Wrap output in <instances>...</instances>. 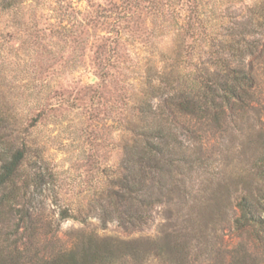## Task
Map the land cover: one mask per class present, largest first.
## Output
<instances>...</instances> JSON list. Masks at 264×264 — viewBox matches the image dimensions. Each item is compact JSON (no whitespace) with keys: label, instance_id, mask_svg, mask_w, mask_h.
<instances>
[{"label":"rangeland","instance_id":"obj_1","mask_svg":"<svg viewBox=\"0 0 264 264\" xmlns=\"http://www.w3.org/2000/svg\"><path fill=\"white\" fill-rule=\"evenodd\" d=\"M16 2L13 9L0 8V111L7 121L0 128V149H24L17 185L29 187L21 189L26 195L15 205L12 222L23 205L30 211L33 196L36 215L53 221L64 241L91 234L121 241L160 237L168 205H155L146 224L124 229L116 220L103 225L99 219L104 197L114 178L124 174L126 145L140 137L146 122L157 120L158 106L172 94L165 82L181 75L190 83L194 67L215 51L211 38L247 25L262 55L252 63L258 101L248 119L245 115L229 124L224 135L203 134L207 174L194 168L182 184L189 192L188 205L209 199L204 189L218 192L216 202H221V214L211 220L212 252L193 251L190 264H227L238 250L264 264V246L255 239L264 240V228L235 223V205L245 189L264 186V174L252 161L256 145L249 144L264 131V32L257 26L264 24V0ZM143 101L151 107L146 119L139 110ZM171 111L165 107L170 121ZM178 121L192 130L198 127ZM183 134L185 145L198 143ZM258 173L262 178L254 182ZM64 209L69 217L61 219ZM26 228L20 224L12 237L19 249L28 245ZM121 264L162 263L150 256L145 262L127 258Z\"/></svg>","mask_w":264,"mask_h":264},{"label":"trees","instance_id":"obj_2","mask_svg":"<svg viewBox=\"0 0 264 264\" xmlns=\"http://www.w3.org/2000/svg\"><path fill=\"white\" fill-rule=\"evenodd\" d=\"M16 4V0H0L2 10L13 9ZM257 26L264 32V24ZM252 30L243 25L232 29L224 38H211L215 51L210 53L208 61L194 67L195 75L190 83L181 75L177 80L165 82L173 92L158 106L157 120L146 122L141 127L140 137L125 147L124 174L112 181L99 219L103 225L116 220L124 229L134 228L146 224L155 205L166 204L168 223L163 226L160 237L121 241L91 234L64 241L58 237L53 221L43 222L36 215L39 209L32 204L33 196L29 199L30 211L23 205L18 209L17 222H12L16 215L15 205L26 195L20 193L21 189L25 192L29 184L17 185L21 180L24 149L4 147L0 149V264H121L127 258L145 262L150 256L158 258L162 264H190L193 251L211 253L210 236L214 232L211 220L216 212L221 214V202H216L219 193L204 189L209 199H199L200 202L188 205L189 192L182 183L186 173L194 168L201 175L207 174L209 158H205L203 134L224 135L228 132L227 126L243 121L245 115L247 118L248 111L258 101L257 76L252 63L262 55L258 54V41L251 40ZM246 58L250 59L248 63ZM148 85L150 91L155 90ZM143 102L145 105L139 110L146 119L151 107ZM167 106L172 108L171 121L165 117ZM1 116L0 111V128H3L7 121ZM179 119H186L198 127L192 130L179 125ZM183 131L198 142L193 148L183 143ZM249 144L256 145L258 154L252 161L264 174V131L257 132L255 140ZM260 173L256 174L254 182L262 178ZM176 174L183 179L178 180ZM240 183L243 185V181ZM173 196L177 197L176 202ZM235 206L239 211L235 223L240 228H264V186L254 184L246 188ZM60 217H69L66 209L60 212ZM22 223L28 224L26 229L30 234L28 245L19 249L18 239L12 237L17 235ZM38 230H43L41 236ZM255 237L264 246V240L259 235ZM227 264L260 263L248 252L238 250Z\"/></svg>","mask_w":264,"mask_h":264}]
</instances>
